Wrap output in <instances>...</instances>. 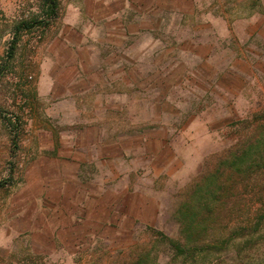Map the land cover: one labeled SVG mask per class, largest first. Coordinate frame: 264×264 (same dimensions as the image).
Segmentation results:
<instances>
[{
  "label": "rangeland",
  "instance_id": "rangeland-1",
  "mask_svg": "<svg viewBox=\"0 0 264 264\" xmlns=\"http://www.w3.org/2000/svg\"><path fill=\"white\" fill-rule=\"evenodd\" d=\"M43 3L0 0V235L29 205L26 191L35 192V176L54 163L42 159L51 152L44 145L61 146V139L65 143L64 138L80 133L78 121L89 118L107 126L94 128L96 137L114 138V184L140 193L116 197L107 237L82 241L71 264H182L161 236L184 241L180 206L233 146L256 137L264 142L258 128L264 119L257 117L264 114V0L200 2L211 18L193 24L204 32L174 37L189 49L191 38L209 39V49H196L207 59L165 49L156 57L150 49L146 58L125 66L130 81L115 66L108 92L103 88L99 95L81 97L76 91L60 98L44 95L40 85L45 59L58 51L56 21L17 29L22 21L43 19ZM166 56L176 62L165 63L170 61ZM74 85L81 88L82 82ZM10 120L17 127L11 128ZM253 179L241 201L243 217L264 208V168ZM240 207L235 206L232 224L241 218ZM219 235L222 228L204 241ZM205 253L187 264H222L221 245L203 261ZM16 264L51 263L28 256Z\"/></svg>",
  "mask_w": 264,
  "mask_h": 264
},
{
  "label": "crops",
  "instance_id": "crops-1",
  "mask_svg": "<svg viewBox=\"0 0 264 264\" xmlns=\"http://www.w3.org/2000/svg\"><path fill=\"white\" fill-rule=\"evenodd\" d=\"M204 1L209 2L57 0L53 28L58 51L44 61L42 93L60 98L74 96L76 91L81 97L91 92H108L109 84L110 89L114 87L115 66L119 68L117 74L122 73V79L130 81L125 66L140 62L151 50H156V57L165 49L166 54L173 50L190 51L194 58L207 59L209 55L203 57L198 50L209 49V39L191 38L189 49L174 37L180 32H204L193 24L210 21V10L205 11L204 3H200ZM166 57L170 61L165 63L176 62L172 56ZM78 81L82 82L81 88L74 85ZM103 124L81 119L77 136L64 138L65 143L61 139V146L44 145L51 152L44 153L42 159L54 163L35 176L31 184L35 192L26 191L29 205L18 210L19 215L8 222L6 233L0 235V264H16L28 256L44 257L51 264H71L70 257L81 252L82 241L107 237L112 205L127 190L114 184V138L96 137L92 132L94 128L107 127Z\"/></svg>",
  "mask_w": 264,
  "mask_h": 264
},
{
  "label": "trees",
  "instance_id": "trees-1",
  "mask_svg": "<svg viewBox=\"0 0 264 264\" xmlns=\"http://www.w3.org/2000/svg\"><path fill=\"white\" fill-rule=\"evenodd\" d=\"M42 12L43 19L22 21L17 29L21 26L32 28L43 21L49 23L54 20L58 14L57 0H44ZM11 55H8V59ZM257 117L264 119V114ZM9 123L11 128L17 127L11 120ZM260 126L259 135L264 136V125ZM252 140L247 144L237 143L233 146L222 157L216 169L209 171L197 183L190 198L178 209L185 242L161 235L169 240L175 256L182 257V264L192 259L193 263L197 262L195 256L204 252L200 259L205 261L208 258L207 252L218 251L220 245L222 264H264V208H260L255 216L247 214L243 217L242 214L244 206L241 201H245L249 194L245 190L254 180L253 177L264 168V142L259 137ZM1 185L3 183L0 182ZM236 205H241L238 215L241 218L238 223L232 224ZM220 228L222 236L204 241V236L210 233L214 235Z\"/></svg>",
  "mask_w": 264,
  "mask_h": 264
},
{
  "label": "built area",
  "instance_id": "built-area-1",
  "mask_svg": "<svg viewBox=\"0 0 264 264\" xmlns=\"http://www.w3.org/2000/svg\"><path fill=\"white\" fill-rule=\"evenodd\" d=\"M49 20H50V19H49ZM50 21H51V20H50ZM52 21H53V20H52ZM52 21H51V22H52Z\"/></svg>",
  "mask_w": 264,
  "mask_h": 264
}]
</instances>
